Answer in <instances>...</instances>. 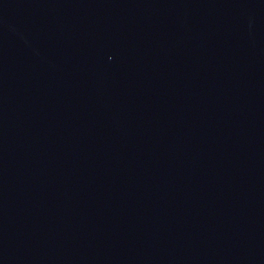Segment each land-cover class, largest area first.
I'll return each mask as SVG.
<instances>
[{
    "label": "water",
    "instance_id": "1",
    "mask_svg": "<svg viewBox=\"0 0 264 264\" xmlns=\"http://www.w3.org/2000/svg\"><path fill=\"white\" fill-rule=\"evenodd\" d=\"M0 264H264V0H0Z\"/></svg>",
    "mask_w": 264,
    "mask_h": 264
}]
</instances>
